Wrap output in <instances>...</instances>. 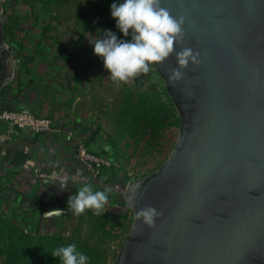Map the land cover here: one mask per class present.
<instances>
[{
	"label": "water",
	"instance_id": "obj_1",
	"mask_svg": "<svg viewBox=\"0 0 264 264\" xmlns=\"http://www.w3.org/2000/svg\"><path fill=\"white\" fill-rule=\"evenodd\" d=\"M161 6L185 21L182 43L154 65L181 117L180 136L169 161L127 192L134 225L117 264H264V0ZM183 48L202 63L170 81ZM7 55L0 19V96ZM146 206L163 211L152 228L135 218Z\"/></svg>",
	"mask_w": 264,
	"mask_h": 264
},
{
	"label": "rangeland",
	"instance_id": "obj_2",
	"mask_svg": "<svg viewBox=\"0 0 264 264\" xmlns=\"http://www.w3.org/2000/svg\"><path fill=\"white\" fill-rule=\"evenodd\" d=\"M57 1L5 0L2 3L0 19L4 46L9 52L5 71L10 79L4 87L8 95L0 96V109H29L40 117H64L79 101L78 115L82 112L84 116L82 105L87 99L84 88L91 91L87 107L90 112L86 117L92 134L89 143L96 144L101 139L114 151L116 170L108 188L111 189L109 197L120 202H113L116 209L113 216L121 219L115 227L117 237L108 236L105 246L110 252L108 264H117L124 240L134 225L127 192L131 185L158 172L169 161L180 136V127L171 115L178 114L173 111L166 84L154 67L127 84L117 86L111 81L102 58L94 53V43L102 36L96 31L83 32L81 13L88 10V1L66 0L65 4ZM127 38L130 41L131 35ZM126 89L157 96L160 103L173 109L159 134L141 126L136 137L118 138L116 118L111 113L121 105ZM83 143L92 150L89 144ZM5 194L0 190V215L12 226L66 235L78 226L77 215L68 206L63 207V202L43 219L40 214L17 212Z\"/></svg>",
	"mask_w": 264,
	"mask_h": 264
},
{
	"label": "clouds",
	"instance_id": "obj_3",
	"mask_svg": "<svg viewBox=\"0 0 264 264\" xmlns=\"http://www.w3.org/2000/svg\"><path fill=\"white\" fill-rule=\"evenodd\" d=\"M111 16L117 29L130 41L118 39L110 30L94 43V53L102 58L109 78L117 86L127 84L141 74L149 73L153 65L161 64L174 53V46L182 43L185 32L184 18H174L168 9L161 6V0H124L111 5ZM178 67L168 72L170 81L184 78L189 64L202 63L200 53L192 48H183L175 53ZM61 187H64L63 185ZM110 188L95 190L90 183H82L76 194L68 200V209L75 215L93 210L101 215L108 203ZM47 215V214H46ZM163 215L162 210L146 206L136 212V220L149 228ZM51 256L59 258L61 264H88L89 257L77 249L75 243L55 248Z\"/></svg>",
	"mask_w": 264,
	"mask_h": 264
},
{
	"label": "trees",
	"instance_id": "obj_4",
	"mask_svg": "<svg viewBox=\"0 0 264 264\" xmlns=\"http://www.w3.org/2000/svg\"><path fill=\"white\" fill-rule=\"evenodd\" d=\"M26 1L33 2L35 0ZM87 1L89 8L81 13L84 19L83 32L96 31L103 37V32L110 30L117 35L118 39L128 40L127 37L123 38L124 35L117 29L116 21L111 16V5L121 3L120 0ZM57 2L65 4L66 0ZM151 67L155 68L154 65ZM172 104L174 106L173 102ZM107 109V112L111 113L112 110ZM172 110L164 103H160L157 96L126 89L121 105L115 108L112 111L114 113L111 114L116 118L114 124L119 129L117 136L122 139L126 136L136 137L141 126L159 134L164 126V121L168 119V114H171ZM173 111H176L178 115L177 117L173 114L171 116L176 118L175 124L180 127L181 117L175 106ZM107 175L112 176L111 173ZM108 183L107 181L103 185ZM103 185H101V179H95V187ZM108 200L112 203H120L117 199L114 200L110 197ZM66 204L68 206V203ZM49 211L48 207H43L39 214L43 216V219H47L46 214H49ZM77 219L78 226L66 235L41 233L39 229L31 231L28 227H15L0 215V264H61L59 258L51 256L52 251L59 246H67L72 243H75L77 249L89 257L88 264H108L110 252L105 246L106 240L108 236L117 237L115 227L119 224L121 217H115L109 213L95 215L94 211L89 209L85 210L83 214L77 215Z\"/></svg>",
	"mask_w": 264,
	"mask_h": 264
},
{
	"label": "crops",
	"instance_id": "obj_5",
	"mask_svg": "<svg viewBox=\"0 0 264 264\" xmlns=\"http://www.w3.org/2000/svg\"><path fill=\"white\" fill-rule=\"evenodd\" d=\"M90 93L84 88L87 97L82 105L84 116L82 112L81 116L78 115V101L74 103V109L64 117H53L56 122L63 121L61 130L40 135L20 131L10 143L0 146V190L7 193L5 199L11 201L9 205L17 212L39 215L43 207L51 210L62 202L66 208L69 198L76 194L82 183H90L95 190H104L110 186L113 176L106 175L108 179L104 183H109L104 186L101 181L103 186L95 187V179L76 157L78 145L86 142L94 152L114 160V151L106 141L100 139L96 144L89 143L92 134L86 117L90 112L87 109ZM3 126L0 124V129Z\"/></svg>",
	"mask_w": 264,
	"mask_h": 264
},
{
	"label": "built area",
	"instance_id": "obj_6",
	"mask_svg": "<svg viewBox=\"0 0 264 264\" xmlns=\"http://www.w3.org/2000/svg\"><path fill=\"white\" fill-rule=\"evenodd\" d=\"M54 123H56L55 119L40 117L29 109H0V124L4 125L0 129V146L10 143L20 131H29L37 135L50 132ZM76 157L78 162L96 180L114 171L112 160L94 152L83 142L78 145ZM114 205L108 200L102 213L114 215L116 211Z\"/></svg>",
	"mask_w": 264,
	"mask_h": 264
}]
</instances>
